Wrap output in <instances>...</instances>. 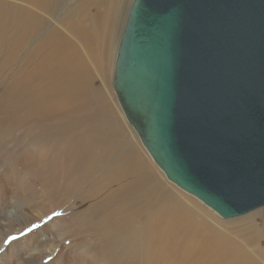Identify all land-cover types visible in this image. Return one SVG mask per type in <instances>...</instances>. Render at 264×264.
<instances>
[{"label": "water", "instance_id": "water-1", "mask_svg": "<svg viewBox=\"0 0 264 264\" xmlns=\"http://www.w3.org/2000/svg\"><path fill=\"white\" fill-rule=\"evenodd\" d=\"M112 88L168 181L264 230V0H133Z\"/></svg>", "mask_w": 264, "mask_h": 264}, {"label": "bare ground", "instance_id": "bare-ground-1", "mask_svg": "<svg viewBox=\"0 0 264 264\" xmlns=\"http://www.w3.org/2000/svg\"><path fill=\"white\" fill-rule=\"evenodd\" d=\"M18 1L20 3H0L2 66L20 60L19 69L1 89L0 101L5 103L0 104V113L7 109L22 110L24 114L46 118L55 114L58 98H67L89 88L101 90L93 87L94 76L103 83L110 80L133 0H127L125 6L121 5V0ZM100 3L105 4L103 10L98 7ZM83 9L85 14H82ZM6 68L0 69V74L5 75ZM121 113L129 130L133 129L122 109ZM117 143L113 147L116 148ZM131 149L116 161L112 159L111 167L91 185H84V178L79 177L76 181L78 205L67 207L66 216L54 223L59 237L73 233L70 238H78L74 247L82 254L83 264H264L261 228L255 217L249 215L214 223L206 215L196 214L164 187L162 181L153 176L151 166L147 168V184L137 183L139 175H132L136 152ZM27 160L15 163L24 167L29 163ZM13 170L17 171L14 167ZM82 174L85 177V172ZM104 182L108 193L100 194V183ZM84 236L86 238L81 239Z\"/></svg>", "mask_w": 264, "mask_h": 264}, {"label": "rangeland", "instance_id": "rangeland-1", "mask_svg": "<svg viewBox=\"0 0 264 264\" xmlns=\"http://www.w3.org/2000/svg\"><path fill=\"white\" fill-rule=\"evenodd\" d=\"M1 2L20 3L18 0H0ZM117 2L115 3L119 4ZM126 2L127 0H121V5L125 6ZM98 7L103 10L105 4L100 3ZM83 11L82 14H85L86 10L83 9ZM2 58L3 56L0 55V69L7 68L5 75L0 74V93L2 87L10 81L20 66V60H14L12 63L14 65L2 66L4 63ZM112 76L113 68L107 83H103L100 78L94 76L93 87L105 92L89 88L84 89L85 91L79 90L78 93L69 96L70 98L67 97L68 99L58 98L56 107L58 111L55 110V114L50 117H33L24 114L22 110L11 111L10 109L0 113V130L2 129L0 131V264H83L81 262L82 254L74 247L75 242L78 243V238H70L73 233L69 235L65 233L59 237L54 223L63 215L66 216L65 209L67 207L78 205L76 181L80 179L79 177L84 178L82 180L84 185H91L92 181L99 179L98 176L105 174V171L111 167L113 160L116 161L118 157L124 155L131 148L132 151L136 152L133 154L135 158L132 155L134 158L132 160V172L134 174L132 173V175H139L140 180L136 181L137 183L143 186L147 184L149 178L146 177L147 168L151 169V166L153 176L160 179L164 187L173 192L188 207L193 208L196 214H204L208 220L214 223L215 221L225 223L249 215L255 217L256 223L261 228V244L264 248L262 209H256L239 217L224 219L199 200L168 181L166 177L161 176L163 175L161 170L148 157V154H145L135 131L129 130L124 122L120 105L112 88ZM97 93L98 95L104 93V95L98 97ZM3 103L5 102L0 101V104ZM85 103L87 104L85 105ZM94 111L97 112L96 115ZM93 113L94 118L91 116ZM99 121H103L102 125L99 124ZM105 126L108 129H105ZM91 127L95 129L93 130ZM120 132H122L121 136ZM105 133L108 134V137ZM118 140L121 141L120 144L117 143ZM116 143L117 147L115 148L113 146ZM109 145L112 146H110L112 150L109 149ZM24 159H28L27 165L24 167L21 164L16 165V161L22 162ZM139 166L140 168H138ZM13 167L17 171H14ZM81 171L85 172V177ZM104 184L105 182L100 183V194H103L102 192L108 193V188ZM73 192L71 197L70 194ZM65 200L66 204L62 206L61 204ZM13 213H17L21 218L12 222ZM10 237L16 239L10 240ZM46 237L48 238L43 240ZM85 238L86 236L81 239L84 240Z\"/></svg>", "mask_w": 264, "mask_h": 264}, {"label": "clouds", "instance_id": "clouds-1", "mask_svg": "<svg viewBox=\"0 0 264 264\" xmlns=\"http://www.w3.org/2000/svg\"><path fill=\"white\" fill-rule=\"evenodd\" d=\"M19 218H21V217H19L18 215H17V213H13V215H12V222H15L17 219H19Z\"/></svg>", "mask_w": 264, "mask_h": 264}, {"label": "snow or ice", "instance_id": "snow-or-ice-1", "mask_svg": "<svg viewBox=\"0 0 264 264\" xmlns=\"http://www.w3.org/2000/svg\"><path fill=\"white\" fill-rule=\"evenodd\" d=\"M35 227V226H34ZM29 231H31V229H29ZM10 240H14V239H16L15 237H10L9 238Z\"/></svg>", "mask_w": 264, "mask_h": 264}]
</instances>
